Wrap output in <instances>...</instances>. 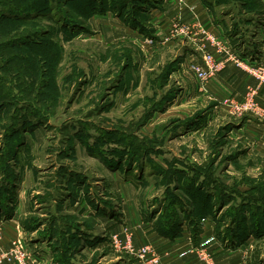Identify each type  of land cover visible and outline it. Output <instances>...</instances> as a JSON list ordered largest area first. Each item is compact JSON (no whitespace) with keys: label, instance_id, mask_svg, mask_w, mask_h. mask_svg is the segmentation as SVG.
Here are the masks:
<instances>
[{"label":"rangeland","instance_id":"1","mask_svg":"<svg viewBox=\"0 0 264 264\" xmlns=\"http://www.w3.org/2000/svg\"><path fill=\"white\" fill-rule=\"evenodd\" d=\"M174 1L169 13L165 0H0V204L30 252L130 258L103 219L119 225L134 205L150 209L158 235L164 212L182 216L176 236L211 222L264 264V147L237 124L233 97L198 90L189 64L200 51L183 33L197 20L178 17L188 0ZM207 2L215 14L229 6L231 38L217 37L231 47L250 40L256 17L264 26L260 0ZM257 220L260 232L241 238Z\"/></svg>","mask_w":264,"mask_h":264},{"label":"crops","instance_id":"2","mask_svg":"<svg viewBox=\"0 0 264 264\" xmlns=\"http://www.w3.org/2000/svg\"><path fill=\"white\" fill-rule=\"evenodd\" d=\"M170 1L165 0L166 7L168 8L170 7ZM260 5V12L262 13V16H264V0H260ZM185 6L187 7L186 11L185 9H182L181 5H179L178 10L174 11L176 12V14H178V17L182 19L189 18L190 21L197 20V22H199L200 25H202L204 28L207 27L206 29L208 32H212L216 35L223 34L225 36L223 32V29L225 27L224 22L229 20L228 16L230 17V20L232 19V16L229 15L230 8L228 5L226 6L224 5V3H222L220 8H218L216 14L210 10L211 7H208L209 5L207 0H188V4ZM166 7H164L163 10H165ZM170 9L171 8H169L168 11L169 13ZM168 16H170V14ZM255 20L256 27L254 26L255 30L252 34L256 33L260 36V44H256V51L259 52L255 53V55H253V53L245 56L242 53V51H244L245 53H249L251 50H254L251 48L255 45L257 38L253 39L252 34L249 37L250 40H247L246 38L243 39L244 41L240 43L239 48L237 46H234L235 43L231 42L230 40V42L228 41V39L231 38L229 35L225 36L226 38H228L226 39V41H228L232 45L233 50L236 53H239L240 55L251 59H257L259 57V55L261 54V48L263 46L262 38L264 36V26H261L262 31L260 29V31L258 32L257 24L259 21L257 17L255 18ZM193 30L196 37L194 40L196 41L195 44L199 47V45L203 42V35L201 34V32H198L195 29ZM259 45L261 46V48H259ZM205 87L208 89V93L214 96L216 99L218 98V100L226 97H233L237 101H243L246 95H252L251 100L256 103V106L251 111L243 112L241 115L237 116L238 118L243 117L241 121L239 120L237 122V124L239 125V123H242L244 127L245 124H248L250 128V134H252L255 137L256 142H258V148L264 147V87L258 85V82L255 79H253L243 69L236 67L233 62H228L224 69L210 78L205 83ZM235 100L232 99L230 101ZM138 210L140 212V215L137 214L135 206L132 205V207L128 209V211H126L124 215H122L123 217H125V219L124 221L121 220L119 225L111 223L112 218L110 215H108L110 218L107 217L103 220H107V229L110 235H117L118 233L122 232L125 234V232L129 230L132 231L133 235H135L134 240L137 245H143L144 243L153 244L156 248V252L160 255L159 264H204L202 259L199 257V252H201L202 250H205L206 252L208 251L210 253L215 264H252L245 261V254L240 252L238 248H232L231 246L227 245L226 240H220L219 238H217V236L213 232L211 222H204V226H201V230L198 235H188L187 232L182 231V233L180 232L179 235H175L174 237H167V235H164L165 237H167L165 238L163 237V234H160L161 236L158 235L157 231L153 227V223L155 222V220L150 219L149 217L150 209L142 210L141 208ZM138 216H140V218H138ZM11 217L7 220H4L2 218L4 220L2 224L3 244H7L3 245V247H7L12 239L17 237L19 238L21 235V227L19 225L17 214L14 212ZM122 223H125V227L121 225ZM128 225L130 227H128ZM45 249L48 248L45 247ZM80 255L81 254H79V252H55L51 254L44 250V253L40 254V256L42 257V262L40 264H89L88 262L90 258L87 260L83 259L81 262L79 260ZM129 257L130 258H121V256L117 257L114 255L112 257L104 258V261H102L103 259L101 260L100 258L98 262L96 260V262L94 263L140 264L136 258L132 256Z\"/></svg>","mask_w":264,"mask_h":264},{"label":"built area","instance_id":"3","mask_svg":"<svg viewBox=\"0 0 264 264\" xmlns=\"http://www.w3.org/2000/svg\"><path fill=\"white\" fill-rule=\"evenodd\" d=\"M201 32L203 35L202 44L197 46L200 51L198 59L190 61L189 71L193 75L197 84L198 90L205 89V83L208 79L212 78L217 72L225 67L227 61H232L236 67L247 71L255 80L258 85H264V37L263 46L261 48V58L251 59L242 57L236 53L229 44L225 43L222 39L218 38L216 34L208 32L206 28L200 25L199 22L194 23L193 27L189 30L186 29L183 33L190 38L192 42H196L194 30ZM252 95H246L243 101H228L227 107L236 112V116L241 115L243 112L251 111L256 103L252 100ZM3 219H0V264H40L42 257L29 251L25 243L20 238L12 239L7 247L1 244L2 237V224ZM132 234L125 232L123 237L113 235L111 238L112 243L118 251L126 253L137 259L140 264H159L160 255L156 250L148 245H137L132 239ZM199 257L204 264H215L210 253L207 251L199 252Z\"/></svg>","mask_w":264,"mask_h":264},{"label":"trees","instance_id":"4","mask_svg":"<svg viewBox=\"0 0 264 264\" xmlns=\"http://www.w3.org/2000/svg\"><path fill=\"white\" fill-rule=\"evenodd\" d=\"M252 9V8H251ZM234 46H236L235 44H234ZM251 49H254V50H251L249 53H245L244 51H242V53L245 55V56H248L249 54H255V53H257L258 51H256L257 50V45L255 44ZM259 49V48H258ZM253 54V55H254ZM242 56V55H241ZM242 57H244V56H242ZM73 188V187H72ZM3 207H6V206H2L1 204H0V219L1 218H3V215H2V212L3 211H5V210H2L3 209ZM208 210H204L203 212L202 211H195V214H197L198 215V218H199V220L200 219H203V218H206V216H208L207 214L209 213V212H207ZM173 215L174 216H172V215H169V214H166L165 212L163 213V216H162V219H160V222H159V224H158V226H156L157 227V229H158V231H159V229H160V233H162L163 235H167V236H170V237H174L177 233H178V228H179V226H180V221H181V215L179 216V214H177V213H173ZM184 216H185V219H186V221L188 222V224L189 225H191V220H194L195 218V216H193V214L191 215V216H189V215H187V213L186 214H184ZM75 218V217H74ZM93 221V220H92ZM200 223H198V225H200V226H198L197 224H196V222H195V220H194V226H196L197 225V228H194L192 225H191V229H193L194 228V232H195V234H193L194 236L196 235V233L198 232V230H199V228H200V230H201V226H202V224H201V221H199ZM74 225H75V222L74 223H72V226L74 227ZM86 225H88V227L90 228V227H92L93 226V222H91V221H88V222H86ZM157 225V224H156ZM188 225V226H189ZM72 226H69V227H72ZM261 227V222L259 221V220H257L255 223H254V225L252 226V227H247V226H245V227H243V228H241V233H242V235H241V238H243V237H246V235H251V233H256V231H258V232H260L259 230V228ZM230 229H232V228H230ZM77 230H79V228H77ZM255 231V232H254ZM56 232V228L54 227V226H52L49 230H48V232L47 233H44V236L46 237H48V238H50V237H53V236H55V233ZM179 232H180V229H179ZM70 235H71V237L75 240L77 237H78V234H77V232H73V233H70ZM198 235V234H197ZM231 235V234H230ZM233 239L235 238V237H232ZM246 238H244V240H245ZM63 247L66 249L67 248V246H66V244H65V242H63ZM69 252H72V250H68L67 251V253H69ZM65 253V252H64ZM63 257V256H62ZM65 257H66V255H65ZM65 257H64V260H65Z\"/></svg>","mask_w":264,"mask_h":264}]
</instances>
